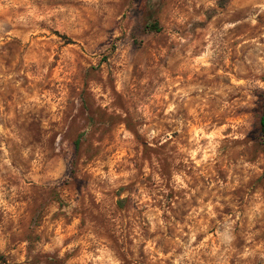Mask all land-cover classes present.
I'll return each mask as SVG.
<instances>
[{"label":"rangeland","instance_id":"374dc122","mask_svg":"<svg viewBox=\"0 0 264 264\" xmlns=\"http://www.w3.org/2000/svg\"><path fill=\"white\" fill-rule=\"evenodd\" d=\"M84 2L0 0V264H264V0Z\"/></svg>","mask_w":264,"mask_h":264},{"label":"clouds","instance_id":"9594fccd","mask_svg":"<svg viewBox=\"0 0 264 264\" xmlns=\"http://www.w3.org/2000/svg\"><path fill=\"white\" fill-rule=\"evenodd\" d=\"M96 3H99V0H85V2L82 5V7L86 8V7H89V6H91L93 4H96ZM262 10H264V8H262ZM252 20H253V18H250V22H252ZM100 38L103 39V37H100ZM205 55L208 56L209 59H214V57L212 56V53H210V52H206ZM257 84H259L260 87H264V84H260L259 81H257ZM85 131H88V129H85ZM180 151L181 152H187L188 155H191V152L189 150H187V149L181 148ZM178 162L179 161H177V163ZM185 163H187V160H185ZM194 175L196 177H198L199 173H194ZM205 178H207V177H205ZM155 179L157 181L156 184L154 185L153 189H150L148 191H151L152 195H156L157 192H165V191H167V189H164L161 186L163 182L160 181L158 177L155 178ZM192 179H193V177L184 175V172H179L178 174L176 172H173L172 179H171V188L176 189L177 191H179L180 189L187 188L188 184L192 182ZM189 191H191V189H189ZM141 204H143V201H141ZM189 219L193 220V228L190 230L191 235H190V238H189L188 245H186V247L190 248L191 240L195 238V233L197 231H199L200 228L198 226V223L195 221L193 215L190 214ZM137 222L143 223V221H141L139 217H137ZM185 226H187V225H182L180 227L182 228V227H185ZM229 227H230V225L225 226L224 227V231L218 233V239L220 240V242L222 244H227L232 239L231 235L228 232V228Z\"/></svg>","mask_w":264,"mask_h":264},{"label":"trees","instance_id":"16d2710c","mask_svg":"<svg viewBox=\"0 0 264 264\" xmlns=\"http://www.w3.org/2000/svg\"><path fill=\"white\" fill-rule=\"evenodd\" d=\"M148 26H149L151 29L158 30V26H157L156 23H153V24L147 25V27H148ZM94 110L97 111V112H100L99 110L96 109V107H94ZM99 115H100L101 118H103L101 112L99 113ZM258 123H259V132H260V135H261L262 137H264V105H263V108H262V112H261V114H260V116H259V121H258ZM81 136H82V134L79 135V137L74 141V149H75V152H76V153L78 152V150H79V148H80V138H81ZM144 148H145V149H149L150 147H149V145L145 144V145H144ZM75 162H76V160L73 162V165L75 164ZM121 189H125V187H121ZM127 201H128V198H127V197H122V198H119V199H118V203H117V204H118L119 206H121V205L124 206V204H125Z\"/></svg>","mask_w":264,"mask_h":264}]
</instances>
